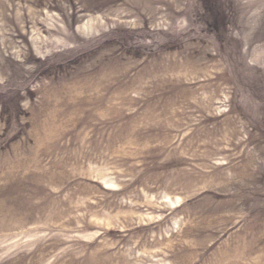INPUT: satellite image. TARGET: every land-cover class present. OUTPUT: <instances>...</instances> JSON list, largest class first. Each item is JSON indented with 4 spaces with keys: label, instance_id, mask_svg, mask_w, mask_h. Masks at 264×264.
I'll return each instance as SVG.
<instances>
[{
    "label": "rangeland",
    "instance_id": "obj_1",
    "mask_svg": "<svg viewBox=\"0 0 264 264\" xmlns=\"http://www.w3.org/2000/svg\"><path fill=\"white\" fill-rule=\"evenodd\" d=\"M0 264H264V0H0Z\"/></svg>",
    "mask_w": 264,
    "mask_h": 264
}]
</instances>
